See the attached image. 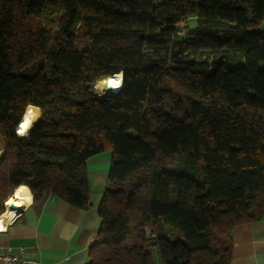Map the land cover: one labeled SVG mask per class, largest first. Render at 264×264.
<instances>
[{
    "label": "trees",
    "instance_id": "16d2710c",
    "mask_svg": "<svg viewBox=\"0 0 264 264\" xmlns=\"http://www.w3.org/2000/svg\"><path fill=\"white\" fill-rule=\"evenodd\" d=\"M262 19L264 0H0V215L21 185L89 207L87 160L112 150L89 264H231L264 214Z\"/></svg>",
    "mask_w": 264,
    "mask_h": 264
},
{
    "label": "crops",
    "instance_id": "0c3cea01",
    "mask_svg": "<svg viewBox=\"0 0 264 264\" xmlns=\"http://www.w3.org/2000/svg\"><path fill=\"white\" fill-rule=\"evenodd\" d=\"M3 151L0 134V153ZM112 160V150L87 160L90 199L87 208L69 204L55 195L35 199L30 190L33 202L20 208L6 228L4 222L0 248L25 247L36 264H89L88 248L101 226L98 209L110 181ZM10 215L13 213H8L7 219ZM233 237L231 264H264V214L256 221L237 225Z\"/></svg>",
    "mask_w": 264,
    "mask_h": 264
},
{
    "label": "clouds",
    "instance_id": "9594fccd",
    "mask_svg": "<svg viewBox=\"0 0 264 264\" xmlns=\"http://www.w3.org/2000/svg\"><path fill=\"white\" fill-rule=\"evenodd\" d=\"M124 77L122 73L114 74L111 77L101 78L94 85V91L99 96H104L108 91H118L123 87ZM42 110L32 104L26 106L25 111L16 126V134L19 137H27L35 125L42 117Z\"/></svg>",
    "mask_w": 264,
    "mask_h": 264
},
{
    "label": "built area",
    "instance_id": "2783aa9c",
    "mask_svg": "<svg viewBox=\"0 0 264 264\" xmlns=\"http://www.w3.org/2000/svg\"><path fill=\"white\" fill-rule=\"evenodd\" d=\"M9 199L10 197L2 203V206L4 207L5 210H7V203ZM29 202L30 203L33 202V197H32V200L30 199ZM15 218H16V215L13 218V220ZM0 264H36V263L30 257L25 247H19L17 250H14L13 247H1L0 248Z\"/></svg>",
    "mask_w": 264,
    "mask_h": 264
},
{
    "label": "bare ground",
    "instance_id": "6f19581e",
    "mask_svg": "<svg viewBox=\"0 0 264 264\" xmlns=\"http://www.w3.org/2000/svg\"><path fill=\"white\" fill-rule=\"evenodd\" d=\"M111 93H112V91H108L106 95H109ZM21 189H24L25 191H20ZM31 197H32V195H31V192H30V188L27 185H21L20 187L17 188V190L10 197L9 200H12L13 203L17 204L19 206V209H20V208L24 207V205L29 203ZM31 200H32V198H31ZM8 205H10V204H8ZM8 205H7V210H5L6 212L4 211L5 213L0 216V228H1V230L5 229L8 226V224L10 223V221L13 220L12 219V220L9 221V219L11 217H15V215H16V211L17 210L15 211L13 209H10V207ZM8 213H13V215H10L8 217V219H7L6 215ZM6 219H7V221H6ZM4 222H6L5 223V228H4Z\"/></svg>",
    "mask_w": 264,
    "mask_h": 264
},
{
    "label": "rangeland",
    "instance_id": "374dc122",
    "mask_svg": "<svg viewBox=\"0 0 264 264\" xmlns=\"http://www.w3.org/2000/svg\"><path fill=\"white\" fill-rule=\"evenodd\" d=\"M258 29L264 30V19H262L260 23L258 24ZM231 64L234 66L244 65L243 61L240 58L235 59L234 61H232Z\"/></svg>",
    "mask_w": 264,
    "mask_h": 264
},
{
    "label": "water",
    "instance_id": "95a60500",
    "mask_svg": "<svg viewBox=\"0 0 264 264\" xmlns=\"http://www.w3.org/2000/svg\"><path fill=\"white\" fill-rule=\"evenodd\" d=\"M120 73H122V72H120ZM116 74H118V73H116ZM122 74H123V73H122ZM111 76H113V75H111ZM111 76H108V77H111ZM120 90H121V88H120L118 91H112L111 94H116V93H118ZM18 137H19V136H18ZM9 207H10V209H13V210H18V209H19V206H18L17 204H15V203L9 205Z\"/></svg>",
    "mask_w": 264,
    "mask_h": 264
},
{
    "label": "snow or ice",
    "instance_id": "6c2138e0",
    "mask_svg": "<svg viewBox=\"0 0 264 264\" xmlns=\"http://www.w3.org/2000/svg\"><path fill=\"white\" fill-rule=\"evenodd\" d=\"M20 191H25V190L24 189H21ZM8 204H10V205L13 204V201L12 200H9L8 201Z\"/></svg>",
    "mask_w": 264,
    "mask_h": 264
}]
</instances>
